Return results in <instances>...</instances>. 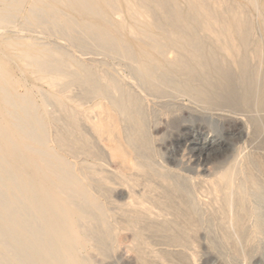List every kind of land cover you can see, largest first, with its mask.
Here are the masks:
<instances>
[{
    "label": "bare ground",
    "instance_id": "obj_1",
    "mask_svg": "<svg viewBox=\"0 0 264 264\" xmlns=\"http://www.w3.org/2000/svg\"><path fill=\"white\" fill-rule=\"evenodd\" d=\"M151 1L152 6L165 9L162 11L166 17L157 15ZM184 1L185 8L178 0H139V5L128 7L126 13L133 20L129 24L120 9L121 0H0V30L12 26L26 33L25 37L0 39V47L6 51L0 55V249L8 251L7 239L19 245L17 252L15 248L8 251L15 255L12 256L17 264L25 263L21 255L24 249L31 264H93L89 258L81 257L89 238L97 237L94 240L101 244L109 238L116 245L121 242L120 231L131 233L135 252L145 250V233L149 231L174 234V241L169 242L172 247L183 246L189 243L187 239L199 234L204 211L195 194L207 190L171 171L159 170L151 152L154 141L149 122L154 113L150 115L145 97H182L200 104L204 110H223L229 115L225 118L233 131L235 127L243 129L246 123L248 138L243 141L244 137L238 136L234 142L231 140L234 147L243 144L227 150V162L208 181L206 197L213 200L211 216L222 223V232L218 233H222L225 243L221 245L231 247L229 254L239 251L242 244L253 251L264 244V6L260 0H243L256 12L254 16L247 6L234 0ZM113 13L122 18L121 22L112 18ZM257 14L260 25L253 22ZM36 32L65 41L81 55L117 60L145 97L104 67L109 66L107 63L88 64L59 43L37 42ZM129 33L134 41L126 39ZM9 61L35 81L54 89L53 100L46 102L45 109L35 103V87L27 88L12 74ZM91 102L93 105L86 108ZM52 103L55 107L50 110L54 115L60 111L58 115L62 117L61 112L64 113L62 126L66 128L57 136L63 147L61 143L57 145L65 149L67 157L47 147L45 119L52 116ZM171 108L167 104L161 113H168ZM235 116L245 117L244 125ZM85 121L91 123L92 134ZM97 139L110 150V159ZM77 144L80 150L74 154ZM38 145L44 148L38 150ZM91 145L98 148L93 159L115 166V177L110 175L113 181L127 184L123 186L126 189L142 181L141 186L136 185H144L146 190L143 189L146 194L139 191L142 196H136L135 188L129 187L134 205L129 203L121 213L124 219L115 220V224L110 221L108 205L113 199L105 195L111 189L108 192V187L103 188L104 177L99 189L106 190L105 194L91 185V168L89 174L87 165L68 159L86 155ZM250 145L254 148L248 150ZM26 172L32 175L31 181ZM19 197L34 212L32 222L22 216L25 208L20 207ZM164 217L171 219L161 221Z\"/></svg>",
    "mask_w": 264,
    "mask_h": 264
},
{
    "label": "rangeland",
    "instance_id": "obj_2",
    "mask_svg": "<svg viewBox=\"0 0 264 264\" xmlns=\"http://www.w3.org/2000/svg\"><path fill=\"white\" fill-rule=\"evenodd\" d=\"M128 1H129V3H127L125 0H121V3H120V9L123 12H125V13L127 12L129 6H131V5H139V3H138L139 0H128ZM234 1H237L240 4H244L245 6H247V8L249 9L250 12L254 11L253 8L250 5H248L247 3H245L243 0H234ZM152 3L153 2L151 1V4H150L151 6H152ZM178 3H179V5L181 7L185 8L186 4H185L184 0H178ZM259 3H260L261 6H264V0H260ZM154 6H155V4H154ZM154 6H152V7H154ZM154 8H155V11H156L157 15H160V17L164 18L165 14H164V11H162V10H165V9L163 7H162L163 9L160 8V7L158 9L157 6H155ZM253 13H254V16H255L256 12H253ZM112 18L115 21H117V22H119V21L121 22V19H122L121 17L119 18V16H115L114 13L112 14ZM123 18H124V20H126L127 23H129V24L133 23V20L131 19L132 17H130L127 13L123 15ZM151 22H154V21L151 20L150 23ZM253 22H254V24L256 23L255 25H260L258 14L256 15V17H253ZM25 34L26 33H24V32L22 33L21 32V29L17 28V30H16L14 27L9 26V27L5 28L4 30H0V39L3 40V39H8V38H15V37H18V36H24L25 37L26 36ZM35 37H36L37 42H41V43H45V44L46 43L50 44L51 42H52L51 44H53V42L55 44L59 43V45L61 47H63L64 49L66 48V50H69V52H71L75 57H77V59H80V60L82 59V61H84V62H86L88 64H94L95 63V64L98 65L100 63V61L101 62L103 61V62L107 63V65H109V66L105 65L104 67L110 69L112 73L116 74V76H118L119 78L125 80V82L127 84H130L133 88L136 89L137 92H139L143 97H145V95L141 93V90L136 88L137 86L134 84L135 83L134 79H133V81H132V78L130 80V77H128L129 75L127 74V72L123 71L121 69L122 67H120L117 64V63H119V62H117V60H115V61L114 60H109L107 58H104L103 56H99L98 57V55H95V54H94V56H93V54L87 55V56L86 55H81V53H79L76 49L71 47L68 43H66L63 40L60 41V39H58L55 36H53V37H45V36L41 35L40 33L36 32L35 33ZM126 39L127 40L130 39V41H134L133 40L134 36L129 33V35L126 37ZM4 54H6V51L3 49V46H2V47H0V55L2 56ZM92 61H94V62H92ZM9 62H10L9 68H10L12 74L17 79L21 80L25 84V86L27 88H29V89H30L31 86L35 87L34 92H33V98L35 99V103L37 104V107L39 109H41V110L45 109L44 107H45L46 102L48 100H51V101L53 100V97L51 96V94H54V89H51V87H49L44 82L35 81L34 79H32L27 74H24L18 68V66H17V64L15 62H12V61H9ZM112 69H114V71ZM20 91L22 93H24L25 89L21 88ZM75 93H78V92L75 91ZM145 100H146L145 103L147 105V108L150 111L149 112L150 115H152L154 113L151 116V118H150V119H152V121L149 120L150 121L149 123L151 125L150 130L152 129L151 134L153 136V141H154V147H153L151 152H153V156H154L155 162H157L156 165L159 168V170H161V171H171V172H173L175 174H178L181 178L183 177L185 179H189V181L191 183H193V185L197 183L198 186L200 185L201 187H203L202 189L207 190V191L203 190L205 192V196H203L204 192L202 193V190H201V192L198 191L199 193L197 192L195 194V198L197 197L196 200L198 202H199L200 199L202 200V202L200 200L199 203L201 205V208L204 211L202 227L200 226L201 228H199V231H200L199 234H195V236H194V238L196 237L197 241L194 238H192L193 240L192 239H190V240L187 239V242H189L191 244L185 243V245L183 244V246H181V245L176 246L173 243L174 246L172 247V245H170V244H172V242L174 241L172 239L174 234L172 235V233H168V234H170V236H172V237H170L167 233L166 234L163 233V232L155 233V232H150L149 231V232L145 233L146 234L145 237H147V238H145V242L146 243L148 242V244H150V245L147 244L148 246L146 245V248H145L144 251H141V252H137L136 251L135 252V248L131 244V241H132L131 240L132 238L130 239L131 233L127 230V231H120V240H121V242L117 243L116 245L115 244L113 245V243L111 242L112 240H108L109 239L108 238V239L105 240L106 242L104 241L105 243H103L104 244V246H103V244H101L99 240H97V241L94 240V239L97 238L94 235V237H96V238H92V239L89 238V242L90 243L87 244L85 250H82L81 257L89 258L91 263L95 262L93 264H136V263L137 264H147V263L148 264H151V263L152 264H169V263L170 264H203V263L204 264H249V263L250 264H264V259H263L264 258V256H263L264 255V244L262 245L263 247L261 246L257 250L254 249V251H253L252 248H249V249H251L249 251V249L246 248V246H244L243 244L242 245L240 244L241 245L240 246L241 249L239 251H237V252H235L233 250L232 252H234V253H230V254H229V252H230V250H232L231 247L229 245L228 246H222L221 245V244H223V245L225 244L223 239H222V233H220V234L218 233L220 231L222 232V228H221L222 227V225H221L222 223H220L221 221L218 222L219 219L218 220L215 219L216 220V222H215V220L212 218V216H211L212 210L210 208H211V206H214V205H212L213 204V202H212L213 200L210 199L209 195H208L209 197H206V194H207V192L209 191V188H210V185H209L210 182H208V181H211L216 174L221 172V169H223V167L225 166V164L227 162V156H228L227 155V153H228L227 150L230 148V146H231L230 150L232 151L237 146L239 147L240 145L243 144V142L242 143L240 142L239 144L237 143V146L235 145V147H234L235 143L233 144L232 141L234 142L235 138H238V136L244 137L243 141H245V139L248 138L247 134H248L249 131H248V127H247V125L245 123L246 122V118L244 117L245 118L244 119L243 117H238L240 119V120H238L239 123H241L243 125L245 123V125H244L243 129L241 128V130H239V128L235 127L234 131H233V128H229V125L227 124V121H226L227 118H225V116H227L228 114L225 113V112L223 113V110H219V109L218 110L217 109H215V110L213 109L212 111L211 110H204L205 108L204 107H200L201 106L200 104H196L193 101L191 102L190 99L182 98V97L177 98V99L176 98L175 99H155V98H152V97H147V98L145 97ZM93 103L94 102L88 103L86 105V108L91 107L93 105ZM167 104H169L170 107L172 106V108H171L172 111H170L168 113L166 111L165 112L162 111V113L163 112L167 113V114L163 113L164 114L163 115L161 113V110H165V109H163V107L165 105H167ZM52 105H53V103H52ZM51 106L49 108V111L52 113V116H47L46 119H45L46 124H47V129H48L47 130V134L49 136L48 141L46 142V143H48V146H47L46 143H45V146L49 147L53 152H56V153H58L60 155L63 154L64 156L67 157V154L64 152L65 149L62 148L63 147L62 146V142H60V141L58 142L57 141V136L60 135V134H63V132H64V130L66 128V127L62 126L63 123L65 124L64 119H62V117H64V115H63L64 113L61 112V114H62L61 116L62 117H60L58 115V114H60V111H59L58 114L56 113L57 117H55L56 115H54L53 111L50 110L51 108H54L55 106L54 105H53V107H51ZM202 108H204V109H202ZM151 112H153V113H151ZM159 113H161V114H159ZM155 114H156V117L154 116ZM91 116H93V121H95L96 120V116L94 115V113ZM223 116H224V118H223ZM56 118L59 119V121H61V122H59ZM233 118H235V120L238 119V118H236V116L233 117ZM55 121H57L59 123H57ZM170 122H172V123H170ZM85 123L84 124L88 127L89 131L92 134L93 131L91 130V123L87 122V121H85ZM161 123H162V125H161ZM52 125H53L54 128L53 127L51 128ZM52 129H55V130H52ZM59 132H60V134H59ZM53 134H55V135H53ZM159 136H161V137H159ZM54 137H56L55 140L53 139ZM261 139H262V137H260L257 140L260 142ZM229 140H230V143H229ZM257 140L255 142L258 144ZM97 141H99L98 143L101 146L102 150L107 154V156H109V159H110L111 158L110 157V150L108 148H106L103 145V143L100 142V140L97 139ZM255 142L253 144H255ZM59 143H61L62 147L60 145H57ZM256 145H255V147H256ZM253 146L254 145H250V148L248 150L254 148ZM43 148L44 147H40L38 145V150H42ZM79 148H80V146L77 144L76 147H75L74 154H77V151H78L77 149H79ZM88 148H89L88 151H90V152L89 153H85L86 155H84V154L81 155V158L77 159V158H73V157L72 158L68 157V159L74 164H78V162L79 163L81 162V164L83 163L84 166L87 165L86 166V168H87L86 172H88L89 174L93 171L91 173V175H90V178H91L90 183H91V185L93 187H95L96 190H100V192H103L105 194L107 192L106 191L107 189H108V192L111 189L112 192L110 191L109 193L110 194L114 193V195L112 194L113 196L108 194V193L105 194L110 199H113V200L108 199V201L110 200L109 201V205L110 206L108 205V208L110 209L109 210L110 211V216H111L110 221L112 223H114V222L117 221V219H120V218L124 219L123 215L121 214V213H123L122 210H125L128 207L129 203L131 205H134V202H132L133 199H131L130 196H129V194H130L129 187L131 189L135 188L136 191L134 190V192L135 193L137 192V194H135L136 196L139 195V194H140L139 196H142L141 194L146 191L144 189V185H142L143 188L140 187L141 186L140 184L142 183V181L137 182L140 186L136 185L137 183L134 184L135 187L131 184V185H128V189H126L123 186H127V184H123V185L122 184H118V182H115V181L112 180V177L113 176L115 177V173L117 172L115 166H113V165L110 166L109 163L107 164V161L104 162V160H102V159L101 160H95V158L93 159L92 156L94 155V151L97 152L98 148L97 147L94 148L92 145L89 146ZM248 150H246L245 153H248L249 152ZM88 151H86V152H88ZM35 154L34 153H30V155H32L33 157L37 158L38 156H37V154L36 155ZM75 159H77V160L75 161ZM89 165L94 167L93 168L94 170ZM93 165H95V166H93ZM106 165H108V166H106ZM24 168H27V167H24ZM88 168H91L92 171H89L90 169L88 170ZM94 171H96V172L94 173ZM26 173L28 174L29 172H26ZM111 174H112V177H110ZM31 177H32V175L29 173L30 181L32 180ZM101 177L102 178L104 177V180L106 182L103 179H101ZM93 178H94V180H93ZM100 181H102V182H100ZM207 182H208L209 186L207 185ZM97 183H98V186H97ZM100 183H104L105 184V185L103 184V188L104 189H106L108 187L106 190H104L106 192L102 191V189H101L102 187L99 189ZM204 185H207V186H204ZM100 186H102V185H100ZM200 186H199V188H200ZM145 187H146V184H145ZM139 191L142 192V193H140ZM96 192H98V191H96ZM103 193H102V195H104ZM96 194L99 195V193H96ZM144 194H146V192ZM21 198L19 197L20 202L22 203V206H20V204H18V206H20L22 208H25V210L22 211V209H20V212L22 211V213H21L22 216L28 218V220L32 222V220H33L32 215H33L34 212L32 211L31 207L26 203V201H24L23 198L21 200ZM127 198H128V200H127ZM114 199L117 200V201H115ZM129 200H131V202ZM205 201H207V203ZM125 203H127V204H125ZM130 204H129V206H130ZM208 206H209V208H208ZM207 214H209L210 216L209 215L207 216ZM16 215H19V214H16ZM152 217H155V216H152ZM210 217L213 219V221L211 220ZM165 218L166 217L160 218V220L162 219L161 221H163V220L167 221V220L171 219V217H168L166 219ZM206 218H207V221H206ZM209 221H212V222H209ZM213 222H215V223L213 224ZM210 223H212V224H210ZM216 223L218 225H216ZM214 225L216 227L217 226H219V227L221 226L220 229L218 227L219 231H216L217 228ZM207 226H208V228H210L212 226H213V228L215 227V230L213 228H210L211 230L213 229L214 232L211 233L212 231L208 230ZM215 232H217V233H215ZM158 235H160V236H158ZM156 236H157V238H156ZM121 237L124 238V239H122ZM160 237H163V238H160ZM166 238H168V239L170 238L172 240H168ZM216 238L218 240H214ZM7 241H8L7 247H9L8 251L15 248L14 250H16V252H17V249L19 248V245H17L14 242L11 243L10 239H7ZM218 241H219L220 244L217 243ZM169 242H171V243L169 244ZM200 243H201V245H200ZM206 243H209V244H206ZM194 244H196V245H194ZM199 245L201 247H199ZM105 246H107V247H105ZM214 246H218L217 247L218 249L217 248L215 249ZM101 247H102V249H101ZM109 247H110V249H109ZM188 247H190V249ZM160 248H162V249H160ZM222 248H223V250H222ZM226 248H227V250H226ZM243 248L245 250H243ZM108 249H109V251H108ZM148 249H151V250H148ZM8 251L5 252L2 249H0V256L3 255L2 257H0V259H1L0 264H2V263L6 264V262H7V264H12L13 262H14L13 264H17L15 262L14 257H13L15 255L10 254ZM21 251H22V249H21ZM240 251H242L241 252V257H239L240 255H237L238 253H240ZM244 251H245V253H244ZM246 252H247L248 255L246 254ZM27 253H28V251H26V249H24L23 252H21L22 257H24V262H25L24 264H31L30 256H28ZM198 253H200V254H198ZM191 255H193V256H191ZM183 257H185L184 260L182 259ZM162 259H164V260H162ZM189 260H191V261H189ZM145 261H146V263H145ZM173 262H175V263H173Z\"/></svg>",
    "mask_w": 264,
    "mask_h": 264
}]
</instances>
